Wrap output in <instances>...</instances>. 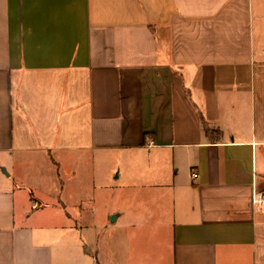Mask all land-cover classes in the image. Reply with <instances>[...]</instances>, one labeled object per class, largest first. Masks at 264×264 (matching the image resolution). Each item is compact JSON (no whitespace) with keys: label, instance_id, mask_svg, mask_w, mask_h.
I'll return each mask as SVG.
<instances>
[{"label":"crops","instance_id":"1","mask_svg":"<svg viewBox=\"0 0 264 264\" xmlns=\"http://www.w3.org/2000/svg\"><path fill=\"white\" fill-rule=\"evenodd\" d=\"M263 189L264 0H0V264H264Z\"/></svg>","mask_w":264,"mask_h":264},{"label":"built area","instance_id":"2","mask_svg":"<svg viewBox=\"0 0 264 264\" xmlns=\"http://www.w3.org/2000/svg\"><path fill=\"white\" fill-rule=\"evenodd\" d=\"M192 176L196 178L198 176L197 171L193 170ZM254 203L258 209H264V189L261 191H256L254 194Z\"/></svg>","mask_w":264,"mask_h":264}]
</instances>
